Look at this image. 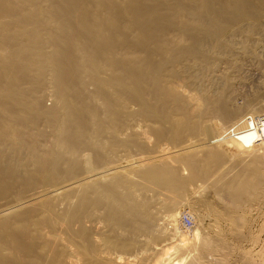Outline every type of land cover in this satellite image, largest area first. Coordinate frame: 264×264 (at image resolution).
<instances>
[{
  "label": "bare ground",
  "instance_id": "1",
  "mask_svg": "<svg viewBox=\"0 0 264 264\" xmlns=\"http://www.w3.org/2000/svg\"><path fill=\"white\" fill-rule=\"evenodd\" d=\"M208 197L264 205V0H0V264H226Z\"/></svg>",
  "mask_w": 264,
  "mask_h": 264
},
{
  "label": "rangeland",
  "instance_id": "2",
  "mask_svg": "<svg viewBox=\"0 0 264 264\" xmlns=\"http://www.w3.org/2000/svg\"><path fill=\"white\" fill-rule=\"evenodd\" d=\"M47 95H49L48 92L46 93L45 97H43L44 98L43 103H45V105L49 107L51 101L50 98L47 97ZM206 204L195 203L193 204L194 206L192 205L191 208L189 209L184 208L180 212L177 219V223H176L177 232L178 233L180 232L186 235L187 237H191L192 231L197 227L201 226L200 228L202 229V232L204 233L206 232V234H209V232L210 235L220 234L221 240H223L222 242H225V247L227 248L226 252H227L228 260L226 264H242L241 260L244 259L251 260L252 264H259V263L264 264V205L262 204L260 206L261 209L260 207L258 208L257 205H255L254 206L255 208L253 207L251 211L245 216L248 221L247 226H245L244 229H237L239 230L238 232L241 233L240 235H242V238L241 237L236 238L235 236H233V231L231 230H234V232L237 230L235 228L227 227L226 226L227 224L221 223V226H219L218 229H214V230L213 229L211 230V228L208 229L209 228L208 225H210V222L208 223V216L207 218L205 216L208 215L209 212L208 208H213L214 204L212 198L208 197ZM201 216H203V218L205 219H203ZM186 217L191 220L192 227H186L184 225V220H186ZM198 219L200 220L203 219L202 224L199 223L200 221ZM198 224L201 225L198 226ZM166 229L167 230L171 229V227H167ZM219 231L221 233H218ZM179 254L186 255V253L184 254V252L182 253L180 251Z\"/></svg>",
  "mask_w": 264,
  "mask_h": 264
},
{
  "label": "built area",
  "instance_id": "3",
  "mask_svg": "<svg viewBox=\"0 0 264 264\" xmlns=\"http://www.w3.org/2000/svg\"><path fill=\"white\" fill-rule=\"evenodd\" d=\"M184 223L187 227L191 226V220L189 218L186 217V220H184Z\"/></svg>",
  "mask_w": 264,
  "mask_h": 264
}]
</instances>
